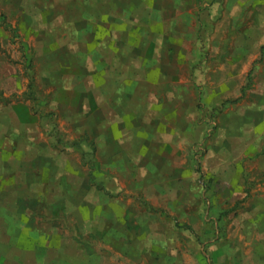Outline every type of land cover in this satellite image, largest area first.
Masks as SVG:
<instances>
[{
	"label": "rangeland",
	"instance_id": "1",
	"mask_svg": "<svg viewBox=\"0 0 264 264\" xmlns=\"http://www.w3.org/2000/svg\"><path fill=\"white\" fill-rule=\"evenodd\" d=\"M79 1L0 0V264H264V0H207L161 122L91 110Z\"/></svg>",
	"mask_w": 264,
	"mask_h": 264
},
{
	"label": "crops",
	"instance_id": "2",
	"mask_svg": "<svg viewBox=\"0 0 264 264\" xmlns=\"http://www.w3.org/2000/svg\"><path fill=\"white\" fill-rule=\"evenodd\" d=\"M74 7L78 16L71 24L87 35L76 50L94 63L91 110L101 113L104 105L119 121H144L145 108L157 122L173 115L177 73L183 71L177 59L201 54L209 32L207 0H80Z\"/></svg>",
	"mask_w": 264,
	"mask_h": 264
}]
</instances>
